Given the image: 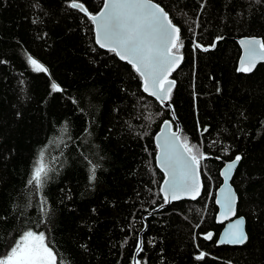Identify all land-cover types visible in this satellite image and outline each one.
<instances>
[{
    "label": "trees",
    "instance_id": "trees-1",
    "mask_svg": "<svg viewBox=\"0 0 264 264\" xmlns=\"http://www.w3.org/2000/svg\"><path fill=\"white\" fill-rule=\"evenodd\" d=\"M72 2L91 15L103 7L0 0V255L31 230L58 264H264V63L237 71L239 40L264 42V0H154L183 45L167 107L96 44ZM166 121L208 157L193 201L164 204L155 136ZM41 152L49 171L37 190L28 180ZM237 155L232 186L248 240L218 246L215 191Z\"/></svg>",
    "mask_w": 264,
    "mask_h": 264
},
{
    "label": "snow or ice",
    "instance_id": "snow-or-ice-1",
    "mask_svg": "<svg viewBox=\"0 0 264 264\" xmlns=\"http://www.w3.org/2000/svg\"><path fill=\"white\" fill-rule=\"evenodd\" d=\"M68 7L84 13L92 22L95 26V42L101 49H106L131 65L142 81L144 93L154 97L161 105L171 100L175 81L169 79V76L179 67L182 57L178 53L183 45L180 43L181 29L173 23L163 7L154 0H103V8L98 15L89 14L82 3L72 2ZM203 7L201 4V8ZM219 39L222 37L217 38ZM240 43L245 49V55L241 58L237 71L252 72L258 62H264V42L250 39ZM195 47L199 49L201 45L196 43ZM28 64L34 71H46L31 56L28 57ZM52 91L60 92L62 89L52 84ZM170 127L166 121L165 135L162 137L163 142L158 144L156 158L157 166L165 174L164 184L160 188L164 194V204H168L170 199L188 197L195 200L199 196L198 170L201 161L208 158L195 145H189L186 140L181 141L177 132H168ZM157 139L160 140L161 137ZM240 160L239 155L235 156L221 172L225 185ZM48 171L44 163V153L41 152L28 184L34 185L37 190L41 189ZM94 178L95 169L91 176V179ZM223 191V200L217 199L216 202L221 205L223 216L235 215V194L227 188ZM243 225V218L238 219L220 243L244 244L248 237ZM212 235L207 233L204 239L211 240ZM137 247L140 248V245ZM205 255L200 252L196 259L202 260ZM0 264H58V261L56 254L46 245L44 234L29 230L14 242L10 250L0 255Z\"/></svg>",
    "mask_w": 264,
    "mask_h": 264
},
{
    "label": "water",
    "instance_id": "water-1",
    "mask_svg": "<svg viewBox=\"0 0 264 264\" xmlns=\"http://www.w3.org/2000/svg\"><path fill=\"white\" fill-rule=\"evenodd\" d=\"M103 8V7H102ZM102 10V9H101ZM99 14V13H98ZM97 14V15H98ZM94 32H95V26H94ZM250 39H257V38H243V39H240L239 40V46H240V49H241V55H240V58L238 59V68L240 67V61H241V58L245 55V49H244V47L241 45V41L242 40H250ZM95 40H96V38H95ZM258 40H260V39H258ZM261 41V40H260ZM262 42V41H261ZM106 50V49H105ZM179 55V54H178ZM181 56V55H180ZM182 57V56H181ZM182 61V60H181ZM125 62V61H124ZM181 63V62H180ZM262 63H264V62H258L257 64H256V67H257V65H259V64H262ZM180 65V64H179ZM177 68V67H176ZM176 68H175V70H176ZM174 70V71H175ZM174 71H172V73L174 72ZM172 73H171V75H172ZM170 75V76H171ZM170 76H169V79H170ZM174 88V87H173ZM173 90V89H172ZM145 94H147V93H145ZM149 97H151V96H149ZM152 99H154V100H156L154 97H151ZM157 101V100H156ZM157 102H159V101H157ZM160 103V102H159ZM161 104V103H160ZM167 105H168V102L166 103V104H164V105H162L163 107H167ZM169 123V122H168ZM170 124V123H169ZM171 125V124H170ZM165 123H163L162 124V126H161V128H160V131L156 134V136H155V144H156V147H157V154H158V152H159V148H158V144H160V143H162L163 142V139H162V137L165 135ZM167 131L168 132H171L172 131V129H171V127L169 128V129H167ZM175 132H177V134H178V136H179V131H175ZM157 137H161V139L160 140H158L157 139ZM157 154H156V158H157ZM231 162V161H230ZM227 163H229V162H227ZM227 163H225L224 165H223V167L221 168V170H220V178H221V180H222V183H221V185L217 188V190L215 191V205H216V207H217V214H216V218H215V220H216V223L217 224H219V225H222V230L220 231V233H219V235H218V238H217V245L218 246H231V247H235V246H237V247H239V246H242V245H244V244H242V245H234V244H227V243H220V241L222 240V239H224L225 238V234L227 233V232H229V231H231L232 230V226L236 223V221L238 220V219H240V218H243L242 216H239L238 215V212H237V203H238V196H237V193H236V191H235V189H234V187L232 186V179H233V176H234V173H235V170H236V168L233 170V172H232V174H231V178L228 180V184L227 185H225V183H224V177L221 175V172L222 171H224L225 170V168H226V165H227ZM156 164H157V162H156ZM238 166V165H237ZM158 167V166H157ZM159 168V167H158ZM160 169V168H159ZM161 170V169H160ZM163 174H164V172L163 171H161ZM164 176H165V174H164ZM197 179H198V183H199V186H200V194H201V190H202V182H201V178H200V173H199V170H198V177H197ZM164 180H165V178H164ZM164 184V181H163V183H162V185ZM161 185V186H162ZM225 188H227V189H229L232 193H234L235 194V197H236V200H235V205H234V207H235V209H236V213H235V215H232V214H229L227 217H225V216H223V209L221 208V205L220 204H218L216 201H217V199H221V200H223V197H224V189ZM162 194V196H163V198H164V194L163 193H161ZM200 194H199V196H200ZM198 196V197H199ZM197 197V198H198ZM196 198V199H197ZM184 200H188V201H193V199H191V198H188V197H183V198H181V199H179V200H171L170 199V202H177V201H184ZM169 202V203H170ZM243 220H244V225H243V230H244V232H245V234L247 235V232H246V223H245V219L243 218ZM248 237V236H247ZM248 240V239H247Z\"/></svg>",
    "mask_w": 264,
    "mask_h": 264
},
{
    "label": "bare ground",
    "instance_id": "bare-ground-1",
    "mask_svg": "<svg viewBox=\"0 0 264 264\" xmlns=\"http://www.w3.org/2000/svg\"><path fill=\"white\" fill-rule=\"evenodd\" d=\"M243 39V38H242ZM240 51H241V49H240ZM240 55H241V53H240ZM240 58V57H239Z\"/></svg>",
    "mask_w": 264,
    "mask_h": 264
}]
</instances>
